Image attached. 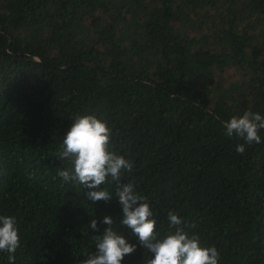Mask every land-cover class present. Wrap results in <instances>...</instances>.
<instances>
[{"label": "trees", "instance_id": "16d2710c", "mask_svg": "<svg viewBox=\"0 0 264 264\" xmlns=\"http://www.w3.org/2000/svg\"><path fill=\"white\" fill-rule=\"evenodd\" d=\"M245 111L264 116V0H0V215L17 219L15 264H81L105 217L137 245L122 264L152 258L121 224L115 183L92 204L57 176L74 118L93 113L161 236L172 211L220 264H264V130L238 154L223 126Z\"/></svg>", "mask_w": 264, "mask_h": 264}, {"label": "clouds", "instance_id": "9594fccd", "mask_svg": "<svg viewBox=\"0 0 264 264\" xmlns=\"http://www.w3.org/2000/svg\"><path fill=\"white\" fill-rule=\"evenodd\" d=\"M225 135L236 136L245 143L238 144V154L245 152V144H260V131L264 130V116L245 111L224 122ZM113 130L103 117L93 114H77L63 138L61 151L57 156L68 161L71 167L58 170L57 176L63 183H78L87 189V200L109 202L113 196L101 185L115 183L116 197L122 206V226L131 230L139 245L152 254L147 264H220V253L215 246L202 247L201 238L190 234L186 229L195 228L178 214L169 211L168 232L161 236L157 232L156 212L147 196L136 192L134 182L122 183V173L133 170V161L119 155L112 148ZM95 189V190H94ZM107 225L102 235H95V251H85L81 264H122L126 256L137 251V245L130 243L122 232L114 227L111 217L102 221ZM97 220L90 222V229L99 232ZM15 216L0 215V252L8 253L9 264H15L20 236Z\"/></svg>", "mask_w": 264, "mask_h": 264}]
</instances>
